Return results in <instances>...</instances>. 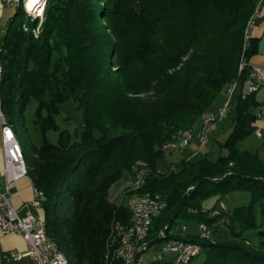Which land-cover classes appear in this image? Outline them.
Segmentation results:
<instances>
[{"label": "trees", "instance_id": "16d2710c", "mask_svg": "<svg viewBox=\"0 0 264 264\" xmlns=\"http://www.w3.org/2000/svg\"><path fill=\"white\" fill-rule=\"evenodd\" d=\"M254 5L255 0H47L37 16L18 5V13L31 19L7 27L0 44L1 111L21 139L26 174L42 192L47 231L61 249L68 248L73 264H120L111 256L106 261V242L112 222L127 224L130 213L109 199V187L141 170L149 176L139 190L166 200L152 219L151 241L170 238L181 222H202L209 237L186 232L200 244L202 264H264V223H256L254 214V203L264 213V160L237 146L253 130L259 102L257 91L241 95L245 75L238 71ZM257 41L251 37L244 50L248 60ZM233 79L239 89L232 129L220 143L226 152L182 156L159 172L163 144L198 121L201 126L202 113ZM69 97L82 111L75 139L55 122ZM31 99L42 141L28 145L21 135ZM49 129L57 130L56 142L46 138ZM232 190L249 191L250 202L231 211L204 204Z\"/></svg>", "mask_w": 264, "mask_h": 264}, {"label": "built area", "instance_id": "2783aa9c", "mask_svg": "<svg viewBox=\"0 0 264 264\" xmlns=\"http://www.w3.org/2000/svg\"><path fill=\"white\" fill-rule=\"evenodd\" d=\"M2 2L8 6L11 5V0H2ZM262 3L264 1L258 5L257 15H259ZM251 37L252 33H250L248 46ZM243 71L245 76L242 82V96L264 88V65H253L247 58H242L241 72ZM238 89L239 86H234L228 90L227 101L224 105L218 106L214 110V113H211V119H206V129L216 128L217 124L222 120L220 119V112L227 108V105H229V97H232ZM255 114L253 131L257 137L264 139V100L258 102L256 105ZM0 123L3 151L2 170L6 181L5 189L0 190V229L4 233L19 234L26 245L23 251L14 248L0 251V264L19 260L24 256L29 257L31 264H61V261L56 258L55 252L52 251L50 245L47 244L40 233L39 214L29 212L20 215L11 202L10 185L13 181L21 178L22 175L19 174L17 161L13 158L10 142L4 131V125L2 122ZM196 140H198V148L195 149L194 154L200 152L207 145L204 142V136H199L198 134ZM148 176L149 174L147 173H135L133 182L122 192L123 200H115L117 205L122 204L127 210H129V205H137V212L132 213V220L127 223V228L119 229V231H123V239L122 242H119L120 258L117 260H120V264H133V256H140V264H144V261L147 260L144 252L152 246L151 258L173 261V264H187L188 259H192L197 255L198 248H200L198 242L189 240L186 237L187 223L181 222L175 226L173 231H171L169 241H165L162 247L149 245V238L154 237V235L151 236L150 232L152 219L159 214V206L166 205V200L158 197H148V199L144 200H124L126 190H132V186L134 185H142L143 187ZM29 204L40 208L39 196L32 195ZM220 208L225 209L223 206H220ZM216 212L217 209L213 211V213ZM196 226V233L200 237L207 238L210 236V228L205 223L198 222ZM109 241H111L110 235L108 236L106 245L109 244ZM105 259L106 261L108 260V255L106 254Z\"/></svg>", "mask_w": 264, "mask_h": 264}, {"label": "rangeland", "instance_id": "374dc122", "mask_svg": "<svg viewBox=\"0 0 264 264\" xmlns=\"http://www.w3.org/2000/svg\"><path fill=\"white\" fill-rule=\"evenodd\" d=\"M18 7H19L18 4H16L13 5L8 10L9 18L6 20V24L4 26L5 29L17 23L21 19L24 20V22L26 23L29 22V20L31 19L27 16L23 17L21 13H18ZM26 13L32 16L39 15V14L33 15L32 13L30 14L29 12ZM257 19H258V15L256 16V19L254 21L255 24ZM228 88L229 87L227 85L226 91L224 89L217 95L210 109L214 110L216 107H218V105H224V103L227 101ZM235 95L236 94H234L232 97H229V99L231 98V102L226 115L217 124L216 128L209 133L207 145L203 147V149L200 151L198 156L202 155L206 151L208 152L207 154L210 158H215L216 156H218V154L220 153L223 154L226 152V149L221 147L220 143L225 139V137L231 131L233 126L234 109L232 106L235 102V97H236ZM256 96L258 99L264 98V89L261 88V90H259V92L256 93ZM35 105H36V100L31 99L30 102L27 104V107L24 112V123H25V127L27 128V132L22 131L21 136L28 145H31V143L40 144L42 141V133L34 123ZM55 122L60 129H67L72 139L79 137L81 131V123H82V111L80 108L77 107V103L72 97L67 98L59 105V112L55 116ZM199 127H200V121H198L193 125L192 130L191 128L189 129L192 132L194 131L193 133H195V131L199 129ZM57 133H58L57 130L49 129L46 131V138L51 142H56ZM17 136L19 140H21L18 134ZM176 141L179 143V145L175 144V146L173 147L165 148L164 156L157 161V170L159 172L167 171L169 168H171L174 162H176L182 156L191 157L194 150L198 147L195 136L192 137L189 144H181V137H178ZM237 146L241 149H246L251 152H256L259 158L261 160H264V139L257 137L253 130L250 133H248L245 137L238 140ZM134 174L135 173L127 174L126 176L121 177L109 187V199L111 201L120 200L121 196L123 195L122 192L133 181ZM249 202H250L249 191L232 190L222 195L219 201L217 200V196H212L207 200H205L204 204L210 206L215 204L216 207L219 208L220 206H223L227 211H231L234 207L239 205H245L248 204ZM57 212H59V208L56 209V213ZM254 214H255L256 223H264V213L261 212V208L258 203H254ZM187 230L195 232L197 231V226L193 223H187ZM247 234L251 237L253 242H257V236L255 235L253 230H250ZM64 250L68 252L67 247H64ZM152 250L153 248L151 246L147 251L144 252V255L148 261L151 260ZM203 258L204 256L200 254L199 256L194 257L190 264H202ZM18 264H27V263L24 261L22 262L20 261Z\"/></svg>", "mask_w": 264, "mask_h": 264}, {"label": "bare ground", "instance_id": "6f19581e", "mask_svg": "<svg viewBox=\"0 0 264 264\" xmlns=\"http://www.w3.org/2000/svg\"><path fill=\"white\" fill-rule=\"evenodd\" d=\"M35 1V2H33ZM264 0H255V5L253 8L252 13L249 15L247 18L244 30H243V39H242V53L240 55L239 63H238V71H241V65H242V58H245L244 55V50L248 47V42H249V37H250V31L252 28V25L254 24L255 21V16H257V8L259 3H261ZM16 4H22L23 8L26 10V12H29L30 14L32 13L33 15L35 14H41L43 7H44V2L43 0H11V5H16ZM41 4V5H40ZM10 6V5H9ZM237 79H233L232 82L229 84V89H231L234 86H237ZM229 108V105H227L226 109H223L222 112H220V119H223V117L226 115L227 110ZM217 109V108H216ZM214 109V110H216ZM213 109L206 110L202 113L201 115V126L199 129L193 133L190 129L184 130L180 132L178 135L174 136L172 140L166 142L163 144V148H168V147H173L175 144L179 145V143L176 141L178 137H181V144H188L189 141L192 139L193 136H204V142L207 143L208 141V135L213 129H206V119H211V113H214ZM0 121L4 125V131L6 136H8V141L10 142V149L13 155V158L16 159L17 161V167L19 169V174L22 176L26 175V170H27V164L23 156V151L21 147V142L14 131L11 123L9 120L4 116V114L1 111V94H0ZM198 144V140H197ZM179 147V146H178ZM198 148V147H197ZM196 148V149H197ZM195 153V151L192 153V155ZM148 171V170H147ZM147 171L141 170L139 174H146ZM149 173V172H148ZM151 175V174H150ZM155 175V174H154ZM133 182V181H132ZM142 185H134L132 186V191L133 193L131 194H124V200H144L148 199V197H158L165 199L160 193H151L148 192L147 190H142V192L139 190L141 189ZM130 193V192H129ZM33 195H38L39 199L41 200L42 198V192L40 190H37L36 188L33 187ZM123 195L121 196L120 200H122ZM165 206H159V213L160 211L164 208ZM137 212V205H129V213H130V220H132V213ZM40 217V233L47 242V244L50 245L52 251L55 252V256L57 259L61 261V264H73L72 259L67 255L66 251L61 249L60 245L56 242V240L51 236V234L47 231L46 227V220L42 214H39ZM127 228V224H123L122 222L115 220L111 224V231H110V240L109 244L107 245V252L106 255H108V258L111 256L114 259H119L120 258V248H119V242H122L123 239V231H119V229H125ZM164 230H160L158 235L162 236L164 235ZM170 238H165V239H155L151 241L149 238V245H153V247H162L164 245L165 241H169ZM201 250L198 248L197 255L199 254ZM195 255V256H197ZM194 256V257H195ZM191 259H188L190 261ZM133 264H140V256H133ZM144 264H173V261H165V259H156V258H151L150 261L145 260Z\"/></svg>", "mask_w": 264, "mask_h": 264}, {"label": "crops", "instance_id": "0c3cea01", "mask_svg": "<svg viewBox=\"0 0 264 264\" xmlns=\"http://www.w3.org/2000/svg\"><path fill=\"white\" fill-rule=\"evenodd\" d=\"M12 6L13 5L10 6L5 5L3 4L2 0H0V44L2 42L3 35L5 34L6 31L4 26L6 24V20L9 18L8 10ZM250 32L252 33V37L257 38L258 41H257V52L251 55L248 61L253 65H264V3H262L261 5V9L256 24L254 22V25H252ZM259 90H261V88ZM259 90H257L256 93H258ZM262 100H264V98L259 99V102ZM2 165H3V151H2V143H1V123H0V190L1 191L5 189V184H6L2 170ZM32 195H33V184L31 178L27 174L11 183L10 185L11 202L20 215H24L29 212L35 214H43V210L41 207L36 208L29 204ZM12 248L22 251L25 250L26 245L23 238L19 234L4 233L0 229V251L12 249ZM20 261L21 262L24 261L27 264H31V261L28 256H24L19 260L11 261L6 264H18Z\"/></svg>", "mask_w": 264, "mask_h": 264}, {"label": "water", "instance_id": "95a60500", "mask_svg": "<svg viewBox=\"0 0 264 264\" xmlns=\"http://www.w3.org/2000/svg\"><path fill=\"white\" fill-rule=\"evenodd\" d=\"M47 0H43L44 3H46Z\"/></svg>", "mask_w": 264, "mask_h": 264}]
</instances>
